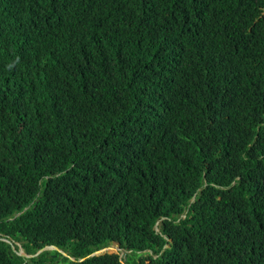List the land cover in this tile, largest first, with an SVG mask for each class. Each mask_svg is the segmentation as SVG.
<instances>
[{
    "label": "trees",
    "instance_id": "obj_1",
    "mask_svg": "<svg viewBox=\"0 0 264 264\" xmlns=\"http://www.w3.org/2000/svg\"><path fill=\"white\" fill-rule=\"evenodd\" d=\"M0 264H264V0H0Z\"/></svg>",
    "mask_w": 264,
    "mask_h": 264
},
{
    "label": "water",
    "instance_id": "obj_2",
    "mask_svg": "<svg viewBox=\"0 0 264 264\" xmlns=\"http://www.w3.org/2000/svg\"><path fill=\"white\" fill-rule=\"evenodd\" d=\"M159 221H157L156 222V224L158 223ZM155 224V225H156ZM112 244H114L115 245V242H112ZM110 246H113V245H109V246H106V247H103V248H100V249H98V250H96L95 252H93L91 255H101V254H104V253H112V252H105V249H107V248H109ZM166 247H169V245H166L164 248H166ZM47 249V248H52V249H56V250H58V247H56V246H53V245H46V246H44L43 248H40V249H38V251L37 252H41L43 249ZM115 250H113V251H115L114 253H118V252H116V250L117 249H120V251L122 252V253H124V252H126V250L124 249V248H119V247H117V248H115V247H113ZM37 253H35V254H33V255H26L25 253H22L21 252V254L19 253L18 255H21V256H25V257H31V256H34V255H36ZM81 260V259H80Z\"/></svg>",
    "mask_w": 264,
    "mask_h": 264
},
{
    "label": "clouds",
    "instance_id": "obj_3",
    "mask_svg": "<svg viewBox=\"0 0 264 264\" xmlns=\"http://www.w3.org/2000/svg\"><path fill=\"white\" fill-rule=\"evenodd\" d=\"M181 215H182V217H184V214H181ZM154 227H155V230H156V231H159L158 224H156ZM112 242H114V241H111L109 245H114V244H112ZM109 245H107V246H109ZM115 246H116V247H119V246H117L116 242H115ZM105 247H106V246H105ZM102 248H103V247H102ZM119 248H122V247H119ZM44 249H45V248H44ZM44 249H43V250H44ZM47 249H52V248H47ZM118 250H120V249H118ZM125 250H126V249H125ZM58 251H60V252H62L63 254H65L69 259H71V260H75L74 257L68 255V254H67L64 250H62L61 248H58ZM129 251H130V250H126V253L129 252ZM94 252H95V251H94ZM148 252L150 253V251H148ZM35 253L38 254L39 252H35ZM35 253H34V254H35ZM126 253H125V254H126ZM91 254H92V253H91ZM91 254H90L89 256H93V255H91ZM118 254H119V253H118ZM28 255H33V254H28ZM124 256H125V255H124ZM80 259L83 260V258H80ZM80 259H78V260H80Z\"/></svg>",
    "mask_w": 264,
    "mask_h": 264
},
{
    "label": "rangeland",
    "instance_id": "obj_4",
    "mask_svg": "<svg viewBox=\"0 0 264 264\" xmlns=\"http://www.w3.org/2000/svg\"><path fill=\"white\" fill-rule=\"evenodd\" d=\"M181 217H182V215H181ZM16 252H17V254H19V253L21 254V252L24 253L21 247H19V248L16 250ZM105 252H112V253H114L115 251H113L112 249H107V250L105 249ZM116 252H118V253H119V256L122 258V260H124L123 258H124V255H125L126 252L122 253V252H121L120 250H118V249L116 250Z\"/></svg>",
    "mask_w": 264,
    "mask_h": 264
},
{
    "label": "bare ground",
    "instance_id": "obj_5",
    "mask_svg": "<svg viewBox=\"0 0 264 264\" xmlns=\"http://www.w3.org/2000/svg\"><path fill=\"white\" fill-rule=\"evenodd\" d=\"M107 249H109V248H107ZM107 249H106V250H107Z\"/></svg>",
    "mask_w": 264,
    "mask_h": 264
}]
</instances>
